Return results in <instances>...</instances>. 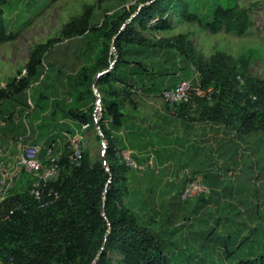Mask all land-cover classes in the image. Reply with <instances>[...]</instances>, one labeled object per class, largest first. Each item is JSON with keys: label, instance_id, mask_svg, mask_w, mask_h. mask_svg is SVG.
Returning a JSON list of instances; mask_svg holds the SVG:
<instances>
[{"label": "trees", "instance_id": "16d2710c", "mask_svg": "<svg viewBox=\"0 0 264 264\" xmlns=\"http://www.w3.org/2000/svg\"><path fill=\"white\" fill-rule=\"evenodd\" d=\"M104 3L105 0H98L85 4L82 14L64 25L61 38L37 45L25 68L19 70L6 87H0V117L7 102L26 112L31 108L32 85L42 83L47 54L62 40L87 39L72 54L74 60L62 62L69 72L61 68L57 72L58 78L65 79L73 102L63 109L60 117L78 121L76 128L61 124L54 110L34 133L36 142L43 141L46 149L57 153L52 134L66 131L72 136L83 124L95 125L94 118L88 117V113L95 112V85L102 94L98 125L108 143L105 156L109 171L103 160L91 165L85 152L81 165L72 167L68 161L69 150L62 153L61 176L48 186L58 191L60 198L47 209H41L30 195L33 181L30 175L23 173L19 183L25 187L13 188L0 206V247L5 258L12 259L14 264H111L109 253L122 256L117 264H169L166 246L161 241L167 229L152 228L157 212L145 197L146 192L148 195L156 193L160 180L151 173L144 188L138 187L141 185L138 180H133L134 184L138 183L133 189L138 200L131 198L125 205L123 190L118 185L125 171L132 176L134 171L117 155L120 151L117 132L126 125L125 110L136 103V89L143 87L146 79L176 75L183 69L178 66L179 60L191 65L198 74L199 86L208 96L195 97L194 106L183 105L175 111L184 112L194 107L200 120L223 126L226 133H232L239 140L262 134L261 142H264V79L251 75L250 62L244 55L236 58L216 51L206 58L195 47L189 33L152 38L145 34L171 31L181 23H199L212 34L243 36L253 26V21L248 8L241 7L239 0H137L123 5L110 16L105 13L101 23L94 25L93 20L103 10ZM19 5L20 1L0 0V43L14 37L9 17ZM155 19L158 21L154 24ZM90 33L98 39L93 40ZM155 85L154 82L152 86ZM5 119L11 120L12 116ZM27 128L31 133L32 128ZM138 178L143 180V177ZM204 179L215 195V182L211 183L212 178L207 176ZM184 187L185 183L181 190ZM196 200L199 204L209 202L205 195ZM16 206H20L16 214L4 220ZM170 221L167 218L164 224ZM170 245L173 249L176 247L175 243L170 242ZM225 252H229L228 247ZM234 252L232 250V254ZM237 264H264V255L240 260Z\"/></svg>", "mask_w": 264, "mask_h": 264}, {"label": "rangeland", "instance_id": "374dc122", "mask_svg": "<svg viewBox=\"0 0 264 264\" xmlns=\"http://www.w3.org/2000/svg\"><path fill=\"white\" fill-rule=\"evenodd\" d=\"M17 1H20L19 8L9 17L14 37L5 43H0V87H6L7 82L16 77L19 70L25 68L30 53L37 45L45 44L51 39L61 38L64 25L72 17L82 14L85 4H94L98 0H13L15 3ZM136 2L137 0H105L104 8L95 16L93 24L99 25L105 13L110 16L123 5ZM239 4L241 7L248 8L253 21V26L243 36L224 32L212 34L199 23H181L171 31H147L145 34L152 38L189 33L195 47L206 58L216 51H224L236 58L244 55L250 62L251 75L264 79V0H239ZM16 23H18L17 26H15ZM90 36L93 40L98 39L94 33H90ZM86 41L87 39L83 41L82 38L62 40L47 54L42 70V83L35 82L29 91L30 109L22 112L20 108L7 105L9 102L6 103L3 115L0 117V150L12 146L14 151L19 137L24 138L27 144L41 145L46 148L43 141L36 142L34 132L36 127L48 119L54 110L57 111L61 124L76 128L78 121L60 117L63 109L72 106L73 102L68 94L69 87L65 79L58 78L57 72L59 68L63 72H69L62 62L69 59L74 60L72 54ZM178 66L183 69L179 70L176 75L158 76L153 80L146 79L145 85L136 89L137 94L134 101L138 104V111L134 112L135 109L130 105L125 112L126 124L129 122V113H132L135 117L130 120V124L139 120L140 126L136 127L132 124L128 135L121 137L120 140L118 138L117 148L122 150L131 147L134 151L132 154L134 159L141 164L148 163L153 157L155 168L144 173L132 169L134 176L126 171L122 174V181L118 186L123 190L124 203L127 206L129 199L138 200L133 191L138 183L134 184L133 180H138L141 183L138 187L141 188L148 185L147 178L151 175L160 180L156 193L148 195L146 192L145 197L146 201H150V206L156 209L154 212H157L154 215V221L151 222L152 228L156 231L160 230V226L162 230L167 229L164 232L165 240L161 238V241L166 246L169 264H237L240 260L262 256L264 255V142H261L262 134H256L250 139L239 140L238 137L228 132L222 141H217V138L212 136V148H217V150L212 152L210 162L201 164L203 167L198 170L200 173L197 174L201 179L205 176L208 179L212 177V183L215 182L214 189L217 192L215 195L206 183L209 187V193L205 195L209 202L206 204H199L198 200L184 202L180 199L181 188L187 181L186 176L195 177L196 174L186 170L163 172L164 168L156 164V154H150V141L149 138L146 139L147 133L144 129V117L150 107L143 105L144 98L160 100L165 87L177 84L181 80L197 83L198 77L190 64L179 60ZM154 82L157 85L152 86ZM116 87H119V84H116ZM94 93L102 95L98 86ZM41 96L45 97L41 99ZM96 100L97 97L94 101ZM96 111L97 105L95 112L88 113V117L93 119ZM10 115L12 119L6 120L5 116ZM161 120L163 119H156L158 122ZM27 126L32 128L31 133ZM51 129L46 132V136ZM159 133L156 139L160 145L174 142L176 139L174 135L168 137L162 132ZM51 136L56 139L57 154L62 155L68 149L69 134L63 131L55 132ZM103 141V133L99 134L96 126L92 125L85 140V154L91 165L97 160H103ZM174 145L170 154L174 159H178L174 152ZM190 148L194 150L196 147L190 146ZM235 149L238 150L236 154H233ZM146 151L149 152L145 153ZM158 151L163 154L161 150ZM186 156L189 154L184 153V157ZM209 168L212 171L209 170L206 175H202ZM183 172H186V176ZM180 174L184 176L179 182H175L176 177H181ZM138 177H143V180H139ZM126 184H129L128 188ZM24 187L22 183H17L14 189L22 190ZM167 218L171 221L166 225L164 221ZM170 242L175 243L174 249ZM227 247L229 252H225ZM232 250H235L233 254ZM109 257L111 264H117L122 258L118 253H109Z\"/></svg>", "mask_w": 264, "mask_h": 264}, {"label": "built area", "instance_id": "2783aa9c", "mask_svg": "<svg viewBox=\"0 0 264 264\" xmlns=\"http://www.w3.org/2000/svg\"><path fill=\"white\" fill-rule=\"evenodd\" d=\"M155 19L153 23H157ZM198 77V74L196 75ZM243 83V79L239 78ZM96 87L94 85V91ZM97 111L94 115L96 129L101 132L98 125L102 115V96L96 94ZM162 98L171 106L172 109H177L183 105H193L195 97H206L208 94L201 89L199 83L194 84L192 81L181 80L172 87L164 88ZM91 123L83 124L80 129H77L75 134L69 137L68 157L69 164L80 166L85 152L86 135L91 127ZM103 152L107 150L108 143L106 140L102 143ZM11 147H4L0 150V206L4 203L11 190L19 183L23 173L30 175L33 181L30 195L38 203L41 209H47L54 205L60 198L58 191L49 189V184L59 180L63 167L60 166L61 155L54 152L52 149H46L41 145H31L24 141V138L19 137L16 142V149L13 151ZM129 150L122 149L117 155L121 157L122 162L129 168L135 169L140 173L154 170L153 157L146 164L137 162ZM184 173V172H183ZM186 176V172L184 173ZM176 177L175 182L184 176ZM187 177L184 189L180 193V199L184 202L196 200L199 197L209 193V187L199 177ZM20 206H16L5 215L4 220H9L16 214ZM0 264H14L12 259L5 258L2 248L0 247Z\"/></svg>", "mask_w": 264, "mask_h": 264}, {"label": "crops", "instance_id": "0c3cea01", "mask_svg": "<svg viewBox=\"0 0 264 264\" xmlns=\"http://www.w3.org/2000/svg\"><path fill=\"white\" fill-rule=\"evenodd\" d=\"M195 75H197V73ZM143 105L150 107L146 111L144 117V129L147 133L146 139L149 138L150 141L149 151L150 154H156V164L158 167L164 168L163 172L167 171L170 173L175 170H186L188 172L191 171L193 174L200 173L198 170L203 167L201 164L210 162L209 160H212V152L214 153L217 150V148H212V136H215L217 141H222L227 134L223 126L213 125L211 122L200 120L199 114L194 107H188L189 109L186 107L187 109L184 112L180 111V109L175 111L163 98L159 100L148 97L144 98ZM132 106L135 109L134 112L138 111L139 107L137 103L134 105L132 104ZM134 117V114L129 113V122L126 124L127 126L125 125V127L117 133L119 140L121 137L124 138L128 135L132 124L136 127L140 126L139 120L137 122H131L130 124V120ZM157 118H162L163 120L158 122L156 121ZM159 132H162L168 137L174 135L176 139L174 142L160 145L159 141H157L158 139H156V137L160 135ZM173 144H175L174 152L178 159H174V157L171 156L172 154H170ZM190 146H195L196 148L191 150ZM123 149L134 153L131 147ZM158 150H161L163 154ZM149 151H146L145 153H148ZM184 153H188L189 156L184 157ZM202 154L204 155L203 157ZM209 170L212 171L211 168L206 169L204 173L201 172L202 175H206Z\"/></svg>", "mask_w": 264, "mask_h": 264}, {"label": "water", "instance_id": "95a60500", "mask_svg": "<svg viewBox=\"0 0 264 264\" xmlns=\"http://www.w3.org/2000/svg\"><path fill=\"white\" fill-rule=\"evenodd\" d=\"M102 74H103V73H101V74H99V75H102ZM104 140H106V139L104 138ZM105 154H106V151L102 153V155L104 156V157H103V164L106 166V165H107V160H106V156H105ZM106 167H107V171H109L108 166H106ZM103 210H104V209H103Z\"/></svg>", "mask_w": 264, "mask_h": 264}]
</instances>
